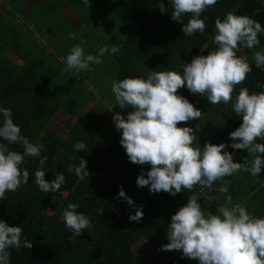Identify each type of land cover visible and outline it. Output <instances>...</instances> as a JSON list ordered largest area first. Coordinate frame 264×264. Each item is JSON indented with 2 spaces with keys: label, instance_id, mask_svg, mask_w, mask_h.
Here are the masks:
<instances>
[{
  "label": "trees",
  "instance_id": "obj_1",
  "mask_svg": "<svg viewBox=\"0 0 264 264\" xmlns=\"http://www.w3.org/2000/svg\"><path fill=\"white\" fill-rule=\"evenodd\" d=\"M81 12L92 16L93 12L105 5V0H74ZM155 9L143 3L127 4L121 33L112 37L109 46L120 45L118 54L110 55L116 63L114 80L124 78H147L149 71H180V66L190 63L200 55H208L217 46L212 42L215 35V20L223 19L227 12L246 15L264 26V5L261 0H218L201 16L206 20L204 33L184 36L183 23L171 18L173 11L170 0H163L167 12H162L156 0ZM191 15H185L187 23ZM24 44H0V107L9 108L14 123L21 127V135L30 143L41 147L40 157H25L22 168L29 171V181L15 192H7V199L0 200V219L9 226H22V240L33 242L32 249H11V264H199L198 260L182 258V251H163L169 243L168 225L171 217L186 199L170 193H150L149 187H138L136 181L143 172L150 171V165H137L129 161L120 143L122 130L115 127L113 116L119 106L115 98L107 94L111 104L104 106L107 113L83 112V94L96 98L100 105L101 96L90 81V73L64 72L65 64H55L56 57L47 50L41 60H26L22 52ZM205 46H207L205 48ZM202 48H205L202 50ZM264 49V34L260 45L249 49L247 57L252 65L243 84L238 85L234 96L243 87L250 92L264 91V71L257 68L253 53ZM113 80V81H114ZM95 90L94 92L91 89ZM189 90L185 86L180 95ZM113 94V93H112ZM203 119L206 120L207 134L201 129L204 121H198L196 136L198 142L219 140L222 131L236 130L242 124V117L232 112V105H212L205 100ZM115 103V105L113 104ZM112 110H109V109ZM103 111V110H102ZM127 117L132 108L124 109ZM60 116L59 119H55ZM3 122L0 114V124ZM55 123L62 130L52 127ZM189 122L179 127H188ZM195 125V129L197 128ZM83 141L87 148L74 151V145ZM264 143V140H258ZM0 143H8L0 138ZM10 150L23 153L22 144H9ZM47 156L43 166L48 181L63 173L66 182L56 193H45L35 183L34 173L40 167L39 160ZM87 161L89 178L80 181L75 174L80 159ZM249 152L243 155L244 163ZM259 180L260 183L254 181ZM233 204L243 203L250 213L264 217V169L258 177L249 172H238L226 176ZM121 185L130 196L135 207L123 198H117ZM195 191V190H194ZM223 202L228 194L218 193ZM207 195V197H204ZM212 194L201 193L203 200H211ZM200 197V198H201ZM69 203H78V212L89 216L94 227L85 229L81 237L70 239L72 232L66 227L62 212ZM142 207L141 221L130 220L137 208ZM231 207V205H229ZM104 209L102 214L99 210Z\"/></svg>",
  "mask_w": 264,
  "mask_h": 264
},
{
  "label": "clouds",
  "instance_id": "obj_2",
  "mask_svg": "<svg viewBox=\"0 0 264 264\" xmlns=\"http://www.w3.org/2000/svg\"><path fill=\"white\" fill-rule=\"evenodd\" d=\"M217 2L170 0L171 18L183 23L184 36L204 33L206 20L201 16ZM158 7L162 12L168 11L163 0ZM188 14L191 18L184 23L183 17ZM261 34H264V26L259 21L229 11L223 19L217 17L215 20L212 42L217 47L208 55L196 56L190 63L181 65L182 73L149 71L146 79L128 77L114 80L111 85L116 105L121 109H134L127 117L120 112L113 116L116 129L122 130L120 143L130 162L151 166L146 175L142 172L137 178L138 187L150 186L152 193L166 192L173 196L185 190L192 193L188 203L172 215L167 229L169 243L161 250L182 251V258L198 260L199 264H264V217L250 213L241 202L233 204V198L228 194L229 183H218L241 171L258 177L264 169V143L257 142L264 140V91L250 92L243 87L234 96L236 87L243 84L253 70L248 57L238 53L259 46ZM76 36L75 32L69 33V39L75 40ZM86 43L81 39L71 47L62 71H87L92 64H102L103 57L118 54L122 47L105 44L98 47L97 54H86ZM253 58L255 66L264 71V49L255 51ZM185 86L192 94L205 96L212 105H232V112L242 117V124L230 133L231 148L247 149L251 160L247 157L244 163L234 162V153L225 151L229 146L226 143L208 142L199 146L198 125L196 129L178 126L203 115L179 94ZM0 114L3 117L0 138L8 142L0 143V200H5L7 192H15L28 183L29 171L21 165L25 157H40L41 147L21 135V127L14 123L11 109L0 107ZM9 144H22L23 153L10 150ZM86 148L83 141L74 145V151ZM47 159L44 156L39 160L40 167L34 173L35 183L42 192L56 193L66 182V177L58 173L55 179L48 181L43 167ZM79 159L75 174L83 181L89 178L90 172L87 161L82 157ZM254 182L260 183L259 180ZM197 188L199 191H193ZM205 189L228 194L223 202H219L216 214L199 203ZM117 198H123L135 207L134 200L127 196L122 185ZM79 207L78 203H69L62 212L73 240L81 237L85 229L90 231L94 227L89 216L77 211ZM103 210H99V214ZM143 216V208L139 207L129 218L139 222ZM22 235V226H9L0 219V264H11L10 250L13 248L32 249L33 242L22 240Z\"/></svg>",
  "mask_w": 264,
  "mask_h": 264
},
{
  "label": "crops",
  "instance_id": "obj_3",
  "mask_svg": "<svg viewBox=\"0 0 264 264\" xmlns=\"http://www.w3.org/2000/svg\"><path fill=\"white\" fill-rule=\"evenodd\" d=\"M73 1L0 0V44H24L20 54L26 51L28 61L41 60V54L47 55L45 51L48 50L56 57L58 62L55 64H65L70 44H78L79 41L68 39L66 42L64 34L84 33L93 44H98V40L104 42L101 20L97 21L93 15L83 14L71 4ZM111 39H107L105 44L109 45ZM91 69L90 81L99 90L101 104L105 106L109 102L106 95L111 91V85L105 83L106 71H98L94 64L90 65L89 70ZM102 112L107 113L105 108ZM117 112L122 115L125 113L124 109H117ZM204 191L212 194L207 189Z\"/></svg>",
  "mask_w": 264,
  "mask_h": 264
},
{
  "label": "rangeland",
  "instance_id": "obj_4",
  "mask_svg": "<svg viewBox=\"0 0 264 264\" xmlns=\"http://www.w3.org/2000/svg\"><path fill=\"white\" fill-rule=\"evenodd\" d=\"M262 4L264 5V0H261ZM143 3L145 5H147V7L151 8V9H155L157 6V1L156 0H105V5L102 6L98 11H92L93 12V16L96 17L97 21L101 20V25H102V33H103V37H104V42H101L98 40V44H93V42L89 41L85 34L80 33L77 34L76 39L78 41H80L81 39H84L87 41L86 45H85V53H91V54H97L98 52V47L99 46H103L106 42L107 39L112 38V37H116L118 35H120L121 33V24L124 22V17H125V13L127 11V4H133L134 3ZM71 4L75 7L78 8L79 10H81V8L77 5L76 2H71ZM64 36V41H68L69 39V34L66 33L63 35ZM100 44V45H99ZM75 45V44H70V49L71 47ZM67 46V45H66ZM70 52V50H69ZM103 59V65H97L94 64L95 68L98 71H106L105 74V83L112 85L113 83V78L116 75V63L114 62L113 58L109 55V56H105L102 58ZM91 89V88H90ZM183 90V88H181L179 90V93H181V91ZM92 92H94L95 90L91 89ZM99 91V90H96ZM105 91V90H103ZM83 96V104L88 103V105L85 107V109L83 110V112H95V113H101L102 110H104V105L103 104H98L96 101L95 97L92 96H88L85 95L84 93H82ZM112 95V98L114 97V94L110 93ZM108 105L110 104V101L107 102ZM61 120L59 119L60 116H57L55 119L57 120ZM199 123L200 121H204V125L201 129V133L203 135H208L207 134V128H206V120H204L203 118L200 119L198 118ZM198 123V124H199ZM200 125V124H199ZM52 127L56 130H62L63 126L59 125V123H55L54 125H52ZM199 128V126H198ZM232 131L235 130H226V131H222L219 134H221V136L219 137V140H215L213 139V141H205V139L202 142H198L197 144L201 147H203L206 143L211 142L212 144H221V143H226L229 146L225 149V151L227 152H232L234 153V162H238L241 163L243 155L245 153L248 152L247 149L244 150H236L231 148V144H232V140L230 139V133ZM239 142V141H237ZM150 192V190H148ZM205 192V191H204ZM152 193V192H150ZM212 198L211 200L205 201L203 200V197H201L199 199V203H201L202 207H204L207 211L212 212L213 214L217 213V207L220 201L219 195L217 194L216 191H212ZM192 195V193L188 192L187 190L176 194L177 197H181V198H185L186 203H188L189 197ZM204 197H207V195H205ZM183 198V199H184Z\"/></svg>",
  "mask_w": 264,
  "mask_h": 264
},
{
  "label": "flooded vegetation",
  "instance_id": "obj_5",
  "mask_svg": "<svg viewBox=\"0 0 264 264\" xmlns=\"http://www.w3.org/2000/svg\"><path fill=\"white\" fill-rule=\"evenodd\" d=\"M248 52H249V49H244L242 52L238 53V55H247ZM185 97L190 102H192L196 108H198L202 111V113H203L202 118H203V116L205 115V113H204V107H206L205 102H207V101H205L206 97L194 95L190 91L187 92ZM202 118H200V119H202ZM198 121H199L198 119L189 121L188 127H192L193 129H195V125H197Z\"/></svg>",
  "mask_w": 264,
  "mask_h": 264
},
{
  "label": "built area",
  "instance_id": "obj_6",
  "mask_svg": "<svg viewBox=\"0 0 264 264\" xmlns=\"http://www.w3.org/2000/svg\"><path fill=\"white\" fill-rule=\"evenodd\" d=\"M196 191H199V188L195 189ZM204 192V191H203Z\"/></svg>",
  "mask_w": 264,
  "mask_h": 264
}]
</instances>
